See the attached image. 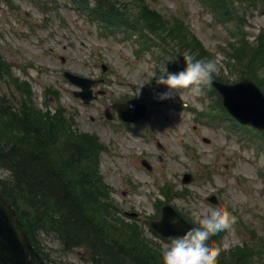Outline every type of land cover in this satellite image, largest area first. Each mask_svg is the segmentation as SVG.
<instances>
[{
  "label": "rangeland",
  "instance_id": "obj_1",
  "mask_svg": "<svg viewBox=\"0 0 264 264\" xmlns=\"http://www.w3.org/2000/svg\"><path fill=\"white\" fill-rule=\"evenodd\" d=\"M146 2L157 14L182 19L207 54L217 58L218 70L212 78L234 84L242 74L252 72L264 81V69L254 73L245 59L241 66L233 59L225 67L227 56L221 47L235 43L227 33L235 25L217 24L201 0ZM120 5L117 9L122 12ZM245 23L246 39L259 47L264 12L257 7L248 10ZM137 38V34L128 39L106 34L66 0H0L1 59L12 76L30 86L31 105L50 116L62 112L73 132L95 138L100 146L97 170L117 221L137 228L138 238L161 253L171 239L159 237L149 227L151 220L160 218L156 207L161 200L190 224L203 211L224 204L236 222L212 236L216 259L233 264L236 261L227 252L247 245L256 253L255 264H264V137L236 127L218 111L216 95L206 84L198 96L178 89L159 99L166 86L157 84L154 75L164 74L165 67L168 72L182 70L183 56L157 36L152 49H141ZM64 71L101 79L91 87L96 99L83 104L72 96L78 87L63 78ZM2 91L11 99L18 96L8 86L2 85ZM128 100L146 106L139 125L120 122L111 109L112 103ZM106 109L112 120L104 117ZM216 112L220 119L210 122L209 114ZM141 160L149 163L148 171ZM185 173L191 174V180L184 184ZM7 176L0 168V180ZM210 196L216 203L208 202ZM38 239L45 264H91L85 248L66 250L44 234Z\"/></svg>",
  "mask_w": 264,
  "mask_h": 264
},
{
  "label": "trees",
  "instance_id": "obj_2",
  "mask_svg": "<svg viewBox=\"0 0 264 264\" xmlns=\"http://www.w3.org/2000/svg\"><path fill=\"white\" fill-rule=\"evenodd\" d=\"M66 1L87 10L106 29L138 32L147 42L146 31L165 40L179 55L191 51L196 58L211 57L187 25L149 10L145 0ZM257 2L264 7V0H208L207 4L219 24L235 25L237 41L229 45L226 55L239 66L245 59L254 73L264 69V31L257 36L255 48L242 26ZM118 4L123 5L122 12ZM2 85L18 96L8 98ZM29 94L30 86L12 76L0 57V168L8 173L0 180V194L16 211L38 253L45 259L38 239L44 234L66 250L85 248L91 264H162L161 253L138 238L137 228L117 221L109 207L97 170L100 146L95 138L73 132L62 112L50 116L36 109L27 100ZM228 254L236 261L233 264H255L257 257L248 247Z\"/></svg>",
  "mask_w": 264,
  "mask_h": 264
},
{
  "label": "water",
  "instance_id": "obj_3",
  "mask_svg": "<svg viewBox=\"0 0 264 264\" xmlns=\"http://www.w3.org/2000/svg\"><path fill=\"white\" fill-rule=\"evenodd\" d=\"M65 77L73 85L81 88V91L74 92L73 96H78L83 103L87 104L91 95L90 86L93 81L73 76L65 72ZM210 84L218 90L222 97L223 104L227 111L242 124H250L256 130L264 131V98L259 89L248 80L227 86L211 81ZM243 91L244 97L237 98V92ZM132 102L113 104L112 108L122 121L138 124L145 116V107L136 104L134 109L130 108ZM105 116L111 119L108 111ZM142 164L149 168V165L142 161ZM190 176L185 175L184 182H189ZM211 198L210 200H213ZM161 220L151 222L153 229L163 237L173 238L190 227L172 208L163 206ZM0 264H44L41 256L38 255L33 245L30 243L28 233L16 217L11 205L0 195Z\"/></svg>",
  "mask_w": 264,
  "mask_h": 264
},
{
  "label": "clouds",
  "instance_id": "obj_4",
  "mask_svg": "<svg viewBox=\"0 0 264 264\" xmlns=\"http://www.w3.org/2000/svg\"><path fill=\"white\" fill-rule=\"evenodd\" d=\"M185 67L178 72L156 74L157 84L166 86L158 98L166 99L178 89H187L193 96L202 94L201 85L210 83L218 70L215 57L196 58V54L185 51ZM236 222V217L224 204L203 211L195 223L186 231L173 237L167 247L161 251L162 264H216L217 247L212 239L214 233L229 229Z\"/></svg>",
  "mask_w": 264,
  "mask_h": 264
}]
</instances>
